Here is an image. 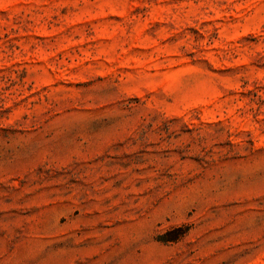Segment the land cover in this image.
Returning <instances> with one entry per match:
<instances>
[{
	"label": "rangeland",
	"instance_id": "obj_1",
	"mask_svg": "<svg viewBox=\"0 0 264 264\" xmlns=\"http://www.w3.org/2000/svg\"><path fill=\"white\" fill-rule=\"evenodd\" d=\"M0 264H264V0H0Z\"/></svg>",
	"mask_w": 264,
	"mask_h": 264
}]
</instances>
